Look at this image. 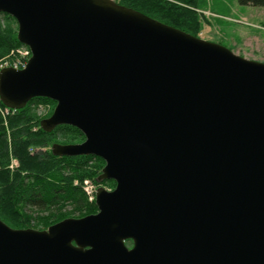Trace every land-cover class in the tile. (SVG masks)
<instances>
[{
	"label": "water",
	"instance_id": "water-1",
	"mask_svg": "<svg viewBox=\"0 0 264 264\" xmlns=\"http://www.w3.org/2000/svg\"><path fill=\"white\" fill-rule=\"evenodd\" d=\"M30 51L0 101L56 103L55 156H95L97 213L0 220V264H264V63L110 0H0ZM132 246L128 247L127 243Z\"/></svg>",
	"mask_w": 264,
	"mask_h": 264
},
{
	"label": "trees",
	"instance_id": "trees-1",
	"mask_svg": "<svg viewBox=\"0 0 264 264\" xmlns=\"http://www.w3.org/2000/svg\"><path fill=\"white\" fill-rule=\"evenodd\" d=\"M237 1L242 6L264 9V0ZM197 3L198 0L118 1L125 8L195 37L201 29L195 11ZM15 24L14 18L0 13V57L22 46L17 40ZM42 104L54 105L55 102L34 98L24 108L16 110L0 101V220L14 229L42 226L41 230H46L67 217L95 214V201H88L82 182L85 179L96 184L113 182L97 181L104 167L98 157L52 154L51 147L57 143L52 136H84L77 128L67 125L57 126L50 132L43 130L44 118L36 119L30 114L31 106ZM12 159L15 164L11 167Z\"/></svg>",
	"mask_w": 264,
	"mask_h": 264
},
{
	"label": "rangeland",
	"instance_id": "rangeland-1",
	"mask_svg": "<svg viewBox=\"0 0 264 264\" xmlns=\"http://www.w3.org/2000/svg\"><path fill=\"white\" fill-rule=\"evenodd\" d=\"M195 11L199 16L198 20L201 28L197 35L199 39L220 44L245 59L264 63L263 8L242 6L237 0H198ZM14 28L17 33V23L14 25ZM16 51L24 54L25 51L29 52V49L25 46H20L11 50L5 56L0 57V65L4 61L12 62L16 58H19L18 60L21 62H27L31 56L30 52L28 55L23 56L19 55ZM12 53L14 54L13 56H11ZM55 105L56 103L54 105L42 104L37 107L31 106L30 114L36 119L48 118V115L50 113L52 114ZM52 138L56 140V144H62L64 142H68V144H79L85 139L84 137L74 138L71 135L63 134H58L55 137L52 136ZM10 164L11 166L15 164L14 159H12ZM85 183L93 187L95 191L94 196L99 188L106 191L115 189L114 181L96 184L89 179H85L82 185ZM29 229L39 231L42 229V226H33ZM127 246L131 247V244L127 243Z\"/></svg>",
	"mask_w": 264,
	"mask_h": 264
},
{
	"label": "built area",
	"instance_id": "built-area-1",
	"mask_svg": "<svg viewBox=\"0 0 264 264\" xmlns=\"http://www.w3.org/2000/svg\"><path fill=\"white\" fill-rule=\"evenodd\" d=\"M110 1L118 3L119 0H110ZM16 52L19 55H23L24 56V55H28L30 51L29 52L25 51L24 54L22 52H20V51H16ZM13 55L14 54L12 53L11 56H13ZM18 59L19 58H16L12 62H9V61L2 62V64L0 65V70H2L4 68H9V67L14 68V69H23L26 66L27 62H21ZM82 189H83L84 193L86 194V197L88 198V201L93 202L94 198H95V196H94L95 191H94L93 187L90 184L85 183L84 185H82Z\"/></svg>",
	"mask_w": 264,
	"mask_h": 264
},
{
	"label": "flooded vegetation",
	"instance_id": "flooded-vegetation-1",
	"mask_svg": "<svg viewBox=\"0 0 264 264\" xmlns=\"http://www.w3.org/2000/svg\"><path fill=\"white\" fill-rule=\"evenodd\" d=\"M131 243V242H130ZM131 246H132V244H131Z\"/></svg>",
	"mask_w": 264,
	"mask_h": 264
}]
</instances>
